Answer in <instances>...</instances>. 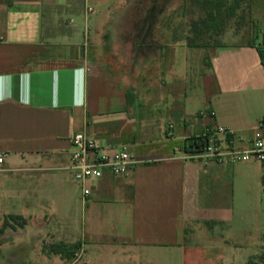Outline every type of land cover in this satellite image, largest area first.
<instances>
[{
	"label": "crops",
	"instance_id": "0c3cea01",
	"mask_svg": "<svg viewBox=\"0 0 264 264\" xmlns=\"http://www.w3.org/2000/svg\"><path fill=\"white\" fill-rule=\"evenodd\" d=\"M248 1L250 10L241 17H250L257 32L238 44H216L209 59L213 92L194 111V99L172 92L171 82L163 80L160 68L172 49L168 41H127L131 27L123 25L128 27L123 40L104 44L93 58L77 32L62 38L58 13L44 32L43 0H0V152H7L0 173L23 169L24 198L44 203L24 210V223L43 229L38 240H55L54 226L77 207L67 168L70 137L85 131L109 148L126 149L137 161L127 175L104 170L85 201L78 187L86 246H145L171 253L186 246L189 225L230 230L235 222L241 233H229L240 239L224 240L214 264H249L262 253L264 208L256 191L264 189V163L220 165L183 152L190 138L214 125L236 130L241 139L235 138L234 147H246L255 137L264 140L256 129L264 116V59L258 53L264 49V0ZM52 8L56 12L55 3ZM249 20L240 32H248ZM203 109L214 115H200ZM6 159L11 167L3 166ZM58 204L64 211L56 210ZM79 241L55 249L72 256ZM51 246L42 243L41 254L62 257ZM199 259L192 264H205Z\"/></svg>",
	"mask_w": 264,
	"mask_h": 264
},
{
	"label": "rangeland",
	"instance_id": "374dc122",
	"mask_svg": "<svg viewBox=\"0 0 264 264\" xmlns=\"http://www.w3.org/2000/svg\"><path fill=\"white\" fill-rule=\"evenodd\" d=\"M226 2L230 4L232 0ZM53 3L56 10L54 13ZM248 4V0H240L221 34L211 31L203 34L201 39L207 42L203 47H189L186 42L187 37L192 35L191 20L201 16L189 0H43V30L48 33L52 14L58 13L62 19V38H65L67 32H77L76 36H80L88 45L89 54L92 53L93 58L103 53L101 46L104 44L123 40L128 27H131V30L125 33L127 41H168L172 49H168L167 61L160 68V71H163V80H166L167 84L171 82L172 92H186L188 97L194 99V111H198L204 107L208 92H213L214 78L209 59L216 51L217 42L231 46L244 41L248 36L253 37L257 32L250 17H241V14H247ZM87 7L92 11L85 13ZM245 19H250L247 33L240 32V24L244 23ZM123 25L128 27L124 30ZM138 50L143 49H134L135 52ZM10 164L11 161L6 159L3 166ZM262 175L264 177V171ZM71 187L74 198L77 199V207H70L65 217L62 216V223L54 226L55 240L42 241L37 237L42 234L43 229L27 219L24 223L25 207L37 210L38 206L44 204L38 203L35 196L31 199L24 198V170L11 169L0 173V264H192L193 259L200 260L199 258H202V263L214 264L215 260H219V257L215 256L216 253L224 250V240L232 238L236 243L235 240L240 239L232 237L231 234L233 230H239L241 233L242 225L235 222L230 226V230L215 225L209 231L210 227L205 225H189L191 230L186 232V246L173 248L171 253L160 248L139 246L131 250L127 246L116 248L110 244L103 250H97L86 246L84 237H80L83 214L80 190L75 183H71ZM256 193L259 198H263L260 202L264 208V189L260 188ZM239 195L241 197V194ZM56 210L64 211L59 204ZM235 212H239V206H236ZM11 215H20L22 219H10ZM77 238H80L78 246L81 244L84 250L78 259L68 253L64 254V250L61 252L62 257L41 254L42 243L47 247L51 244L52 248H61L65 247V244L68 247V243ZM216 247L220 248L216 250ZM250 262L264 264V249Z\"/></svg>",
	"mask_w": 264,
	"mask_h": 264
},
{
	"label": "built area",
	"instance_id": "2783aa9c",
	"mask_svg": "<svg viewBox=\"0 0 264 264\" xmlns=\"http://www.w3.org/2000/svg\"><path fill=\"white\" fill-rule=\"evenodd\" d=\"M92 11L90 7L85 8V13ZM264 43V36H262ZM200 115L213 116L214 112L209 109L202 110ZM172 129L173 125H167ZM256 129L264 132V116L256 123ZM214 135H222L224 139L218 141ZM202 137L205 140L199 144L188 143L184 145L186 158L201 159L202 161H213L220 165H231L239 162L254 161L264 163V140L255 137L249 141L246 147H234L237 137L236 130L214 125L208 128ZM71 151L68 170L72 181L80 188L82 200L85 201L91 192L92 186L102 176L104 170L113 175L129 174L137 161L131 153L124 148H109L102 140L90 137L85 131L74 132L70 137ZM7 152H0V165L4 162ZM264 188V181L262 182ZM83 246L80 244L73 252L75 259L83 253Z\"/></svg>",
	"mask_w": 264,
	"mask_h": 264
},
{
	"label": "trees",
	"instance_id": "16d2710c",
	"mask_svg": "<svg viewBox=\"0 0 264 264\" xmlns=\"http://www.w3.org/2000/svg\"><path fill=\"white\" fill-rule=\"evenodd\" d=\"M191 6L196 7L201 13V16H197L190 22V29L192 35L187 37V45L189 47H203L206 45V41H203L202 35L205 33L214 32L221 34L224 31L225 24L229 17L234 14L235 9L239 6L240 0H232L230 4H227L226 0H189ZM226 3V4H225ZM227 5V6H226ZM218 43V42H217ZM258 53L261 59H264V49L258 48ZM188 146L192 144H199L205 139L202 137L190 138ZM10 219L19 220L22 219L20 215H11ZM62 247V246H61ZM78 247V246H77ZM76 247V248H77ZM53 251L58 253L62 250L53 248ZM74 252V251H73ZM71 252V255H73ZM251 264V262H249Z\"/></svg>",
	"mask_w": 264,
	"mask_h": 264
}]
</instances>
